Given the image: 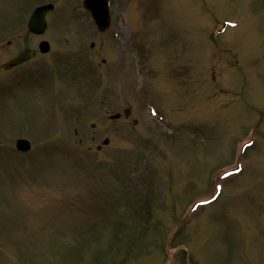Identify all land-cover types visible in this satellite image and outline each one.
<instances>
[{
    "label": "rangeland",
    "instance_id": "rangeland-1",
    "mask_svg": "<svg viewBox=\"0 0 264 264\" xmlns=\"http://www.w3.org/2000/svg\"><path fill=\"white\" fill-rule=\"evenodd\" d=\"M4 1L0 76L34 71L42 39L53 66L0 86V264H264V0H132L137 34L121 24L125 0H112L104 33L81 0ZM47 2V28L31 34L28 16ZM225 20L236 24L212 38ZM127 44L131 63L97 76ZM209 44L235 66L208 58ZM168 52L191 65L187 79L172 81ZM18 137L32 143L26 155ZM238 162L240 174L221 176Z\"/></svg>",
    "mask_w": 264,
    "mask_h": 264
},
{
    "label": "water",
    "instance_id": "water-1",
    "mask_svg": "<svg viewBox=\"0 0 264 264\" xmlns=\"http://www.w3.org/2000/svg\"><path fill=\"white\" fill-rule=\"evenodd\" d=\"M100 6H103V5H100ZM42 12H43L42 8H38L34 12V15H33V17H31V20L29 23V28L31 30L36 31V32H40L41 29L44 27V22L42 20ZM41 46H44V43Z\"/></svg>",
    "mask_w": 264,
    "mask_h": 264
},
{
    "label": "snow or ice",
    "instance_id": "snow-or-ice-1",
    "mask_svg": "<svg viewBox=\"0 0 264 264\" xmlns=\"http://www.w3.org/2000/svg\"><path fill=\"white\" fill-rule=\"evenodd\" d=\"M215 198V197H214Z\"/></svg>",
    "mask_w": 264,
    "mask_h": 264
}]
</instances>
